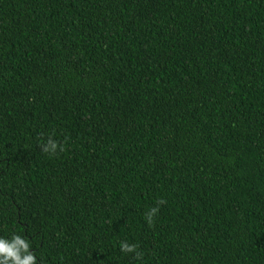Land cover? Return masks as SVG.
Instances as JSON below:
<instances>
[{
    "label": "trees",
    "instance_id": "obj_1",
    "mask_svg": "<svg viewBox=\"0 0 264 264\" xmlns=\"http://www.w3.org/2000/svg\"><path fill=\"white\" fill-rule=\"evenodd\" d=\"M16 235L37 264H264V0H0Z\"/></svg>",
    "mask_w": 264,
    "mask_h": 264
},
{
    "label": "clouds",
    "instance_id": "obj_2",
    "mask_svg": "<svg viewBox=\"0 0 264 264\" xmlns=\"http://www.w3.org/2000/svg\"><path fill=\"white\" fill-rule=\"evenodd\" d=\"M42 151L45 153H50L55 155L56 152L63 151V147L59 146L52 138H48L42 145ZM166 201H158L159 204H163ZM159 212V206L152 208L147 214L146 219L149 225L154 224V217ZM15 243L8 245L5 243V239H0V255L5 258V261L11 260L13 264H37L36 256L33 252L30 251V254L24 255V258L21 259V249L24 253H29L30 245L25 242V239H21L20 236H13ZM19 245V247H17ZM121 251L124 253H135L137 259L142 258V253L137 251V245L129 244L127 242H122L120 245Z\"/></svg>",
    "mask_w": 264,
    "mask_h": 264
}]
</instances>
